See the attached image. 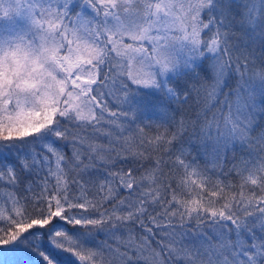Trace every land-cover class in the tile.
Masks as SVG:
<instances>
[{
  "label": "snow or ice",
  "instance_id": "1",
  "mask_svg": "<svg viewBox=\"0 0 264 264\" xmlns=\"http://www.w3.org/2000/svg\"><path fill=\"white\" fill-rule=\"evenodd\" d=\"M34 230L79 264H264V0H0V264H57Z\"/></svg>",
  "mask_w": 264,
  "mask_h": 264
},
{
  "label": "trees",
  "instance_id": "2",
  "mask_svg": "<svg viewBox=\"0 0 264 264\" xmlns=\"http://www.w3.org/2000/svg\"><path fill=\"white\" fill-rule=\"evenodd\" d=\"M126 42H130V41H126ZM137 99H140V97H137ZM176 106L173 105V108H175ZM141 119H148L149 117L146 116H141ZM152 119H156L157 117L153 116L151 117ZM133 150H139L137 149L135 146H133ZM193 155H195L193 153ZM233 155V153H229V157L231 158V156ZM235 155L239 156L240 152L237 149ZM57 227L62 228L64 231H66L71 237L73 238H84L85 242L89 244V246H95L96 243H106V244H110L111 247L113 249H115L117 247V244H123L127 242V236L121 238L118 237L115 239L112 238H107L104 236L103 233H96L94 237H88L85 236L84 231L82 228L80 227H69L68 225H63L61 224L59 221H57ZM194 229H195V225H192L191 228L189 229L188 233L184 236V237H178V239L182 240L185 243H195V239H194ZM54 229H49V234L51 233V231H53ZM40 236L42 238L43 233L40 232V230H34L32 233L27 234L26 239L31 241L32 243H35L37 248L40 251H47L48 253L52 254L56 260H57V264H79V262L76 260V258L70 254H68L67 252H63V251H57L55 249H53L49 244H47L46 242H44L42 239L41 240H37L36 237ZM33 255L36 256V264H43V262L40 260L39 255L36 252H33ZM145 255H147V252L145 253ZM114 264H123L122 261H120L118 258L115 260ZM141 264H144L143 259L141 260Z\"/></svg>",
  "mask_w": 264,
  "mask_h": 264
},
{
  "label": "rangeland",
  "instance_id": "3",
  "mask_svg": "<svg viewBox=\"0 0 264 264\" xmlns=\"http://www.w3.org/2000/svg\"><path fill=\"white\" fill-rule=\"evenodd\" d=\"M140 69H139V67L137 66V71H139Z\"/></svg>",
  "mask_w": 264,
  "mask_h": 264
}]
</instances>
